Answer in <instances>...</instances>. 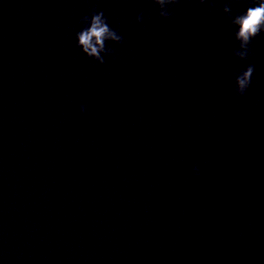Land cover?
<instances>
[{
    "label": "water",
    "instance_id": "water-1",
    "mask_svg": "<svg viewBox=\"0 0 264 264\" xmlns=\"http://www.w3.org/2000/svg\"><path fill=\"white\" fill-rule=\"evenodd\" d=\"M221 5L0 0V264H264V34L238 60Z\"/></svg>",
    "mask_w": 264,
    "mask_h": 264
},
{
    "label": "clouds",
    "instance_id": "clouds-1",
    "mask_svg": "<svg viewBox=\"0 0 264 264\" xmlns=\"http://www.w3.org/2000/svg\"><path fill=\"white\" fill-rule=\"evenodd\" d=\"M151 3L157 9L159 17L168 19L173 8L179 5L181 0H151ZM198 3L201 6H214V0H198ZM234 4H239V11H233ZM221 7L238 45L233 51V56L240 61H246L253 40L264 34V0H222ZM135 20L137 24H142L145 20L144 12L139 11ZM78 25V30L74 33L75 47L83 57L99 65H104L106 59L112 55V45L124 42V37L111 25L105 12L95 7L79 19ZM254 71V65L248 64L235 74L234 90L237 95L244 96L247 93ZM84 112L85 107L81 105L80 113ZM192 172L198 176L199 167L194 166Z\"/></svg>",
    "mask_w": 264,
    "mask_h": 264
}]
</instances>
